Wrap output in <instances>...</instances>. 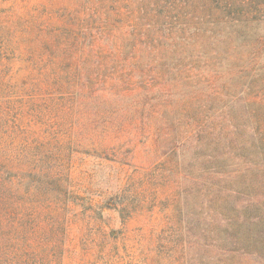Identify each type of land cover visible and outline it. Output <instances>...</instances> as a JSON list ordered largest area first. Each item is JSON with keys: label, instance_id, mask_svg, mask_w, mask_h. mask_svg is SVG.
<instances>
[{"label": "trees", "instance_id": "1", "mask_svg": "<svg viewBox=\"0 0 264 264\" xmlns=\"http://www.w3.org/2000/svg\"><path fill=\"white\" fill-rule=\"evenodd\" d=\"M78 1L61 35L6 40L10 59L0 54V261L26 256L35 147L50 136L105 148L113 131L140 130L148 152H188L201 162L191 172L175 165L182 264H264V183L251 181L264 173V118L229 84L220 99L212 82L218 60H239L237 50L248 48L247 40L230 48L229 38L248 36L252 0H223L219 38L218 0ZM34 190L35 200L51 192L39 181ZM46 202L56 211L59 196ZM46 222L47 242L58 248L62 220Z\"/></svg>", "mask_w": 264, "mask_h": 264}, {"label": "rangeland", "instance_id": "2", "mask_svg": "<svg viewBox=\"0 0 264 264\" xmlns=\"http://www.w3.org/2000/svg\"><path fill=\"white\" fill-rule=\"evenodd\" d=\"M222 2L218 0V38L222 33L221 20L226 21ZM78 3V0H0V54L10 59L12 53L4 47L6 40L61 35L63 23L74 25ZM250 4L245 13L250 28L248 36L241 37V42L229 38L230 48H242L245 40L248 48L237 50L241 53L239 60L235 54L236 60L227 63L218 60V76L212 82L218 85L220 99H228L229 84L256 105L251 107L250 114L264 118V0H252ZM224 32L227 30L223 28ZM219 47L218 44V51ZM234 113L245 114L243 110ZM221 115L218 108V117ZM88 120L76 121L77 128ZM90 132L96 138L102 135ZM113 133L115 143L105 148L82 141L80 145L69 144L70 141L55 144L47 136L45 145L33 149L27 174L26 256L12 257L0 264L183 263L181 243L186 236L182 239L181 234L178 238L177 225L180 227L183 217H176V185L181 174L175 165H187L191 172L201 167L200 159L188 152L150 153L140 130ZM36 181L51 188V192L43 190V197L37 200ZM251 181L255 185L264 183V173ZM50 194L59 196L56 211L54 205L52 210L46 204ZM192 198L193 203L199 204L198 197ZM49 215H58L63 223L59 229L63 241L58 248L47 242ZM200 257L201 254L198 261Z\"/></svg>", "mask_w": 264, "mask_h": 264}]
</instances>
